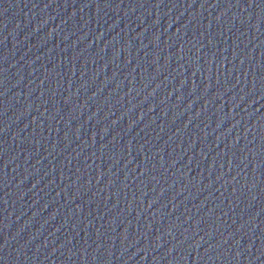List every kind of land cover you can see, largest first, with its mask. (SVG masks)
<instances>
[{
    "label": "water",
    "instance_id": "95a60500",
    "mask_svg": "<svg viewBox=\"0 0 264 264\" xmlns=\"http://www.w3.org/2000/svg\"><path fill=\"white\" fill-rule=\"evenodd\" d=\"M0 264H264V0H0Z\"/></svg>",
    "mask_w": 264,
    "mask_h": 264
}]
</instances>
